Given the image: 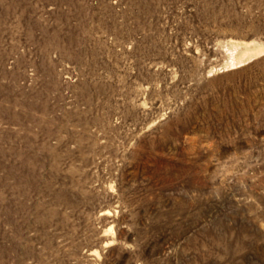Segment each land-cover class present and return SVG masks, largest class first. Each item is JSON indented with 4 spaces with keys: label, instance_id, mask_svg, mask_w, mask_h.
<instances>
[{
    "label": "rangeland",
    "instance_id": "rangeland-1",
    "mask_svg": "<svg viewBox=\"0 0 264 264\" xmlns=\"http://www.w3.org/2000/svg\"><path fill=\"white\" fill-rule=\"evenodd\" d=\"M0 264H264V0H0Z\"/></svg>",
    "mask_w": 264,
    "mask_h": 264
}]
</instances>
